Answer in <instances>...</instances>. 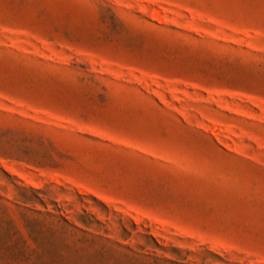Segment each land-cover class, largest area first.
Masks as SVG:
<instances>
[{
    "label": "rangeland",
    "instance_id": "obj_1",
    "mask_svg": "<svg viewBox=\"0 0 264 264\" xmlns=\"http://www.w3.org/2000/svg\"><path fill=\"white\" fill-rule=\"evenodd\" d=\"M0 264H264V0H0Z\"/></svg>",
    "mask_w": 264,
    "mask_h": 264
}]
</instances>
